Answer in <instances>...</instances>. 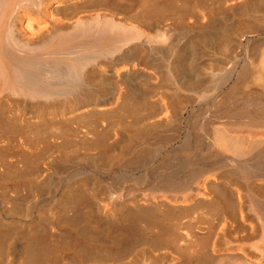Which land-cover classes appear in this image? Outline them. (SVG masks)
I'll list each match as a JSON object with an SVG mask.
<instances>
[{
    "label": "bare ground",
    "instance_id": "bare-ground-1",
    "mask_svg": "<svg viewBox=\"0 0 264 264\" xmlns=\"http://www.w3.org/2000/svg\"><path fill=\"white\" fill-rule=\"evenodd\" d=\"M1 134L0 264H264V0H0Z\"/></svg>",
    "mask_w": 264,
    "mask_h": 264
},
{
    "label": "rangeland",
    "instance_id": "rangeland-1",
    "mask_svg": "<svg viewBox=\"0 0 264 264\" xmlns=\"http://www.w3.org/2000/svg\"><path fill=\"white\" fill-rule=\"evenodd\" d=\"M161 26H162V24H161ZM64 128H65V127H64ZM59 129H60V128H59ZM62 129H63V128H61L60 130H62ZM66 129H70V128L68 127V128H66ZM66 129H65V130H66ZM60 130H58V131L61 133ZM63 130H64V129H63ZM63 130H62V132H63ZM65 130H64V132H65ZM70 130H71V129H70ZM4 131L6 132V130L2 129V133H5ZM11 131H12V130H11ZM11 131L8 130L7 133L10 132V134L12 135V137L15 138L14 135H15V133H16L17 131H16V132H14V131L11 132ZM42 131H43V133H42ZM45 131H46V129H45ZM45 131H44V130H41V132L39 131L40 133H39V132H36V131H35L36 133H34V132L32 133V132L28 131L29 133H27V130H25V131H21V133H18V135H19L20 137H19L18 135H17V137L20 138V139L24 138V140L27 142L28 145H32L33 143H35V142H33V141L31 140V138H33V140H35V141L37 140L36 143L40 142L41 145H43V144L46 142V141L44 142V139H45L44 136L46 135V134H44V133H46V132H47V134L49 133L48 130H47L46 132H45ZM66 131H67V130H66ZM23 132L25 133L24 135H22ZM59 132H58V133H59ZM64 132L62 133L61 136H63V135L66 133V132H65V133H64ZM7 133H5V135H6ZM13 133H14V134H13ZM41 133H42V135H41ZM68 133H70V131H68L67 134H65V136H66V135H67V136H72V132H71V134H68ZM8 134H9V133H8ZM8 134L6 135L7 137H9ZM10 134H9V135H10ZM16 134H17V133H16ZM49 134H51V133H49ZM49 134H48V135H49ZM11 135H10V137H11ZM25 135H29V136L27 137V136H25ZM39 135H40V136H39ZM43 135H44V136H43ZM1 136H2V134L0 135V138H1ZM23 136H24V137H23ZM30 136H31V137H30ZM2 137H3V136H2ZM29 137H30V138H29ZM42 137H43V138H42ZM45 137H48V138H49L50 135H49V136H45ZM26 138H27V140H29V141L31 140L33 143H32L31 141H30V142L27 141ZM35 138H36V139H35ZM41 138H42V139H41ZM11 139H12V138H11ZM11 139L7 138L8 141L11 140ZM7 140H5V138H4V140H3V138L0 139V141H6V142H7ZM22 140H23V139H22ZM46 140H47V144H48V139H46ZM25 141H24V142H25ZM14 142H15V141H14V139H13V143H12V140H11V143H10V144H11V145L14 144L15 146H13V147H16V142H15V143H14ZM43 142H44V143H43ZM36 143H35V144H36ZM42 143H43V144H42ZM38 144H39V143H38ZM45 146H46V144L43 145V147H45ZM13 147L11 146V147L9 148V150L12 149V151L10 150L11 152L8 151L7 149H6L7 151H6V150L1 151L2 153H3V152L8 153L10 156L12 155L11 159H9L10 156H9L8 154H6V153H3V154H5L6 157H5L4 155H3L4 157H3V156H2V157L0 156V157H1V158H4V159L6 158L7 160H10V161H11V160H16V159L19 160L20 158H19V154L17 153V152H18L17 147H16V150H14L15 148H13ZM14 152H15V153H14ZM2 153H0V154L2 155ZM11 153H14V154H11ZM16 154H17L18 156H16ZM8 157H9V158H8ZM13 157H14V158L17 157V158L14 159ZM20 157H21V156H20ZM12 158H13V159H12ZM4 159H2V161H3ZM7 160H5V161H7ZM20 160H22V158H21ZM0 161H1V160H0ZM3 162H4V161H3ZM0 163H1V162H0ZM6 163H8V161H7ZM6 163H5V162H4V163H1V164H0V167H1V168H4V167H5L4 164H6ZM2 165H3L4 167H2ZM7 166H8V164H6V167H7ZM13 171H14V170H13ZM0 178H1V177H0ZM2 178H3V180H6V179H4V177H2ZM0 180H1V179H0ZM3 180H1V181H3ZM0 183H2V182H0ZM3 183H4V181H3ZM5 184H6V183H4L3 185H5ZM3 185H2V186H3ZM0 186H1V185H0ZM2 205H3V204H2ZM144 242H145V241H143V242L141 243V245H142V246L145 245V246H144L145 248L143 247V248H139V249H146L147 247H150V246L152 245L151 242H149V241H147V243H146V242H145V243H146L147 245L150 243V244H151V245L149 244L150 246H149V245L147 246L146 244H144ZM152 242L154 243L153 240H152ZM143 244H144V245H143ZM153 245H154V244H153ZM146 246H147V247H146ZM146 250L148 251V248H147ZM156 250H157V251H156ZM163 250H164V249H163ZM163 250L161 251L160 248H157V249L154 248V250H153V249L150 250V248H149L150 254L153 253L152 256L154 255V256L157 257V258L160 257V255L164 254V251H163ZM152 251H153V252H152ZM160 251H161V253H160ZM166 251H167V250H165V252H166ZM148 253H149V252H148ZM148 253H147V252H145V253L142 252V254H140V256H142L143 254H145V255H143L142 257H143L144 260H146V259L148 258L147 255H148V256L150 255V254H148ZM157 253H158V254H157ZM146 254H147V255H146ZM129 255H131V254L127 253L125 256H123V259H124L123 261H125V260L127 261L126 256H128V257H127L128 259L131 258V259H129L130 262H131V260L133 261V259H132L133 257H132V256L130 257ZM145 256H146V257H145ZM142 257H138V256H137V258H138V260H137V258H136L137 262L140 261V260H141V262H143L144 260H142ZM144 257H145V258H144ZM149 257H150V256H149ZM10 259H11V258H10ZM129 260H128V261H129ZM126 261H125V262H126ZM135 262H136V261H135ZM138 263H140V262H138ZM184 264H186V263H184Z\"/></svg>",
    "mask_w": 264,
    "mask_h": 264
}]
</instances>
